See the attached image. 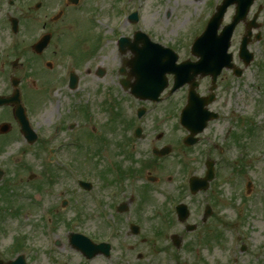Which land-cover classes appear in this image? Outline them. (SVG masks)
<instances>
[{"label": "flooded vegetation", "instance_id": "af4514ba", "mask_svg": "<svg viewBox=\"0 0 264 264\" xmlns=\"http://www.w3.org/2000/svg\"><path fill=\"white\" fill-rule=\"evenodd\" d=\"M73 0H0V217L11 214L12 207L17 204L19 212H37L40 207L44 210H52L58 213L60 210H70L76 208L73 212L83 207L87 198L78 195L75 192L60 191L56 193L53 189L61 182V175H40L35 177L29 176L26 180L22 178V173L27 172L25 167L28 165H49L53 166L55 155L59 158L75 163L77 159L82 160L85 156L83 148L87 146L89 140L98 141L102 154L100 156L107 163L106 176L100 180L101 190L97 192L99 196L104 198H91L90 203L98 202L104 204L106 208L119 209L122 203L127 201L125 195V174L122 169L126 163H130L132 158L147 157L153 155L154 149H160L169 145L168 122L163 118L159 122L131 120L127 124H118L114 121L107 126L97 128L93 125L96 121L95 114L104 105L114 111L117 106V100L114 93L117 87L123 94L121 88V76L118 70L116 74L107 71V68L99 63H93L98 58V51L107 44L96 41L94 34L90 30L80 28L81 33L74 35L65 29H59L57 26L64 24L66 18H69V5ZM78 2L82 0H77ZM203 0H187V3L199 5ZM234 4L224 10L223 22L217 35L221 34L223 29L229 25L235 14H239V8L244 5L243 0H234ZM238 1H240L238 3ZM222 0H208L205 2L202 11L204 20L207 22L216 8L222 4ZM245 3L247 2L244 1ZM53 4L54 10L47 9V4ZM47 10L50 12L47 13ZM245 18L238 22L232 33L229 52L232 57V66L234 69L242 67V58L239 57L241 44L245 42L247 50L254 56L257 61V75L259 86L258 89H264V61L257 60V54L264 55V0H253L247 9ZM68 22L70 21L67 19ZM75 24V22H73ZM71 39L72 44L66 42ZM38 42L42 43V47H36ZM40 52L37 54V52ZM238 68V69H239ZM228 73L235 82L234 71L226 69L222 75ZM119 77L117 78V76ZM107 76L110 83L113 82L114 89L108 87L100 91V82ZM83 77H92V86L88 95H94L103 102L97 104L93 97L86 95L78 96L79 86ZM207 80V86L210 80ZM90 81V80H89ZM222 80L219 79L218 85ZM75 84L76 88L70 87ZM217 85V86H218ZM264 93V92H263ZM201 94V93H200ZM210 94L208 89L204 90L201 96ZM66 99H65V98ZM21 101L23 110L25 111L28 122L34 132L38 134L44 131V127L48 130L52 127L56 135L66 133L69 138L66 141L57 143L56 149H53L50 155L51 145L43 139L37 140L34 145H29L21 132L20 123L14 116V100ZM67 98H70L67 100ZM217 92L215 95V103L209 110L215 114L214 120L208 122L205 130L199 135V142L202 144L206 139L214 134L215 130H219L225 135V139L232 138L231 128H226L224 122L232 120L225 119L223 113L219 112L216 107ZM77 99V100H76ZM78 101V102H77ZM48 108L58 110L63 113L59 114L56 121H51L52 116L47 119L45 113ZM109 110V111H110ZM262 112L258 118L260 123H264V100L262 102ZM42 114V115H41ZM113 118L114 112H112ZM90 125V127H88ZM140 128L139 136L136 137L137 128ZM213 127H216L214 130ZM82 128V129H81ZM175 131L186 133L181 127L173 126ZM262 141L264 143V125L261 128ZM207 134V136H205ZM151 137V139H149ZM39 139V138H38ZM234 140V139H233ZM12 156L16 157L13 158ZM95 157H99L95 155ZM10 167H16L17 184L10 185L6 181L8 173V164ZM206 163H203L205 168ZM18 164L21 168L18 167ZM76 169L72 176L75 177ZM133 180H138L135 177ZM129 174V175H133ZM80 180L76 182L70 181V186L75 187ZM68 187V186H65ZM80 191V190H79ZM41 193L49 198L57 199L60 206L48 205L42 200ZM89 194V193H88ZM66 195L67 198H63ZM33 196V198H32ZM61 198V199H59ZM133 199V198H131ZM130 199V200H131ZM63 201L65 207L63 209ZM26 207L21 210L22 205ZM195 208L200 207L199 204H193ZM214 219L212 214L208 219L202 215L191 217L190 224L194 226L193 236L205 234L209 229L211 220ZM82 224L81 222H78ZM216 223V220H214ZM2 231L0 227V232ZM201 232V233H199ZM199 233V234H198ZM132 250V248H130Z\"/></svg>", "mask_w": 264, "mask_h": 264}, {"label": "rangeland", "instance_id": "374dc122", "mask_svg": "<svg viewBox=\"0 0 264 264\" xmlns=\"http://www.w3.org/2000/svg\"><path fill=\"white\" fill-rule=\"evenodd\" d=\"M205 2H208V0H203L199 5L187 3V0H88L85 5L87 6V10L90 8L91 11H95L93 17L90 15L87 17V11L84 13L83 8L77 9L79 16L73 14V17H79V19H82L81 17L86 19L87 17L88 21H92L95 26V30L92 32L97 35H99L97 33L99 32L100 37H106V39L110 42V44L106 43L107 46L98 51V58L93 63H99L101 66L103 64V66L107 68L108 72L116 74V70L120 67L121 63H123L122 61L133 58L131 52H126L124 55L119 54L116 45L117 37L124 36L133 41V34L138 29H140L142 33L149 35L153 42L159 43L164 47L174 49L180 60H191V56L188 54L187 48V45L190 42L187 40L190 41L192 37L201 33L203 29V26L198 23L202 18H204L202 8ZM52 6L53 4L51 3L46 5L47 9L54 10V7ZM134 9H136L139 16H141L140 22L136 26L126 24L125 17H122L125 14L131 13ZM49 12L50 11L47 10V13ZM63 25L64 24H61L57 26V28L62 30L66 28L75 36L81 32L80 30L74 28L73 24V27H69L70 25L66 22L65 26L61 27ZM189 34L190 36L188 37ZM66 42L72 44L71 39L69 38ZM257 60L264 61V55L258 53ZM255 76L256 63L249 66L244 73V77L241 80L236 79L237 82H235V84H231L232 80L227 74L221 77L220 80L222 81L220 82L218 88L219 99L215 108H218L224 114L225 118L230 116L229 112H232L235 117L241 115L243 119L249 115L253 116L261 114V99L264 98V95H260L261 91L256 89L257 81L254 78ZM118 77L119 76H117V78ZM92 79V77H83L81 80V89L77 92V94H79V97L83 94L88 97H93L97 104H99L104 97L99 99L94 95L87 94L90 92V87H93L92 83L94 82H92ZM228 83H230V85H227ZM207 84L208 83L206 81L203 83V89L207 86ZM100 86H102L100 89L102 92L104 86L112 87L114 89L115 85H113V82L110 83V78L107 76L100 82ZM181 94L182 91L180 94L175 96L177 101H175L176 106L181 101ZM126 98L118 96V101L123 109V114L127 118L129 108L124 105ZM68 99L70 98H67V100ZM132 104L133 103L129 106ZM166 106L167 104H162L159 108L153 109L148 116V120H155L163 117L164 108ZM133 108H136V106H133ZM57 111L58 110L48 108V111L44 116H46L48 120L49 116H52L51 121H56L59 114L63 113L61 109L59 114ZM104 111L105 110H98L94 116L96 121L93 125L97 128H100L106 123ZM167 115L169 116L168 113ZM232 121L235 126L239 125L237 124L238 120L235 118ZM241 125L242 126H240L238 130H242L243 132L244 137L242 143L249 152L248 156H245L241 149L234 148L230 145L229 147L227 143H223V136L219 133V131H217L214 132V138L211 135L210 138L206 139L202 148L198 146L192 153H187L188 155H183L179 149L175 148L171 157L164 160L162 163L163 168L160 171L151 169L152 174L158 177L159 182L156 183V187L152 185V191L149 192L150 199H148V201H142V203L145 204H143L144 210H142L140 214V217L142 218L135 216L136 210H132L131 206H135L137 208L138 204L141 203L142 195L141 197L138 196L140 198L139 200L134 194L141 186L151 185L147 183L146 180V177L149 175L144 171L142 172V177L134 183L139 185L135 191L131 183H125L127 198L129 199L131 196L134 197V203L129 206V211L131 209V211L134 212L128 214L127 217L125 215H120V230L122 233L118 234V236L113 239L114 253L109 260L99 258L94 261L86 262L79 254H75L68 248L67 235L68 232L72 230L75 232L77 231L73 226L72 220L77 217L78 211L73 212L68 209L64 212L60 211L58 217H62L63 221L58 224L56 223L57 225L51 233L48 231L47 227L43 230V224H45L44 220L46 219V216H42V218L38 211L34 213L31 210H28L29 212L24 211L23 208L26 207V205L23 203L20 204L22 205L21 210L23 211L19 218L8 216L0 222V227L2 229L0 232V248L3 253V256L1 257L4 261H10V259L15 258L13 256L14 253H11L10 251L11 245L13 244L15 238L23 236L26 238L24 242L27 247L26 250L21 253H23L26 257L28 264H60L63 261H68L69 264H181V262L189 263L196 261V252H194V248L198 249L199 247H201V251L204 255L203 264H226V254L230 238L233 234H240L245 231L248 234V239H246V241L249 243V246L253 247L249 250L247 249L244 255H241V264H264V252L261 254L258 252L257 248V245H261L264 248V206L261 201V198L264 197V193H253L250 200H244L243 192L240 190L241 187L239 186L238 189L234 188L236 180L242 181L245 178H249V176L253 178L258 185L263 186L264 146L262 150H260V145H262V143L255 132V127L250 126V140L248 134H246V131L248 130L247 125L243 122ZM88 127H90V125H88ZM168 127L170 130L171 125L169 124ZM41 133L43 139L51 137L52 139L50 141L54 143H60L62 140L66 141L69 138V134L66 133H62L60 136H55L56 134L54 132V128L52 127L49 130L44 127V131ZM258 134L259 136L262 135L260 132H258ZM169 135L171 141L179 139L177 138L178 136L171 133V130ZM249 143H251V146H249L251 147L250 149L246 146V144ZM208 148L211 149L209 153ZM198 149H202L204 158L210 156L211 160L214 159L218 161L219 183L215 185V188H213L215 192H220L218 202L220 203L219 208L221 209L217 214L222 217L226 216L230 221L233 218L241 216L243 221L240 224H242V226L232 229V231L222 228L221 230H218L219 234L224 237L221 245L216 242H212L211 237L209 245L203 244V247L199 245L200 243L198 241H196L195 245L190 248V250H187V248L192 242L191 236L189 234L186 235L183 232V227L177 226L171 233H178L181 235L183 244L180 250H176L172 247L170 239L167 235L161 238V240L153 238L154 232L152 230L154 227H158L161 219L152 217V215L156 213V208L164 209V204L168 201L167 197L173 198L175 196H179L181 190L186 187L185 181L187 176L182 173L179 165V163L183 161L181 158L189 162L188 171H190L191 174H197L199 176L203 175V159L199 157L197 153ZM12 157L16 158L14 156ZM233 160L236 161V165H238L240 169L243 168L247 171L244 176L239 178V176H236L233 169L229 168L228 165ZM11 163L12 162H10L7 166L8 173L5 179L7 182L11 181L10 185H14L17 184V168L10 167ZM89 165H81L80 168L82 171L86 172L87 168H90ZM18 167L21 168L19 164ZM32 167L33 169L22 173V178L24 180H26L29 175H34L35 177L39 176L38 167L36 165H32ZM168 177H171L170 181H167ZM95 178L97 180L96 184H99L98 177L95 176ZM65 184L69 185L70 182L67 181ZM53 189L56 190L57 186ZM97 190L96 186V191ZM214 190H211L214 194L213 196H211L209 192L197 196V200L199 201L198 203L204 204V207L206 205H211L213 198H217L218 196ZM75 191H77L76 187ZM94 193L95 191L93 194ZM78 194L87 198L86 204L81 208L82 211H85V213H82L83 219L85 220L83 228L89 230V232L100 231L105 234L106 230L100 229L102 221L97 213L98 208L92 207L90 203L89 197L93 194L89 196L83 195L80 192ZM40 196L43 197L42 200H45L48 205L57 204V206H60L55 197L51 199L48 196H44V193H41ZM196 212L197 210L193 211L192 214L195 215ZM149 220L154 221L151 222ZM131 221H135L140 224L139 226L142 229V232L139 237L128 235V225L132 223ZM182 234L184 235L183 237ZM213 234L214 231H211L210 235L212 236ZM54 241H58L62 245L60 249L52 247V243ZM57 247H59V245ZM130 248H132V250H130ZM139 254L144 255V257L146 256L147 258L144 259V261L143 259L138 260L137 257Z\"/></svg>", "mask_w": 264, "mask_h": 264}, {"label": "water", "instance_id": "95a60500", "mask_svg": "<svg viewBox=\"0 0 264 264\" xmlns=\"http://www.w3.org/2000/svg\"><path fill=\"white\" fill-rule=\"evenodd\" d=\"M213 24H214V22H213ZM217 26L218 25L214 24V27H212V25H211L208 28L209 34H211L213 31H215ZM206 33H207V31H206ZM207 37H208L207 41H210V40L213 41V37L211 39L210 36L205 34L204 37H202L201 40L197 43V44H200L199 47H202L203 40L205 38H207ZM224 40L227 43L228 36L224 37L223 39L215 40L216 41V43H215L216 48L215 49L212 48L209 54H207L206 52L202 53V57H201L202 61H200L199 64L204 63L205 68L207 70L204 67H202V65H200L199 68H196L197 71L194 74H196L197 72L199 73V72H205V71H206V73L212 72L214 74H217V71L219 69L216 70V69L212 68L210 65H208L209 64L208 62H209V59L210 60L214 59L217 62L219 61L220 53H219L217 45L218 44H222L224 42ZM145 46H147L146 48L152 47L151 43H149L148 41H146ZM142 53L143 52H139V51L137 52L138 55L136 56V58L134 60L135 62H134V65H133V73H134L135 76H138V78H139L138 81H139V83L141 85H142V83H144L143 86L146 89L148 88V85H150L151 82L153 81L154 85H157L156 89H154V91L156 92V91H158L159 85L161 83H163V81H162L163 80V76L167 72L165 69H167V67L169 66L170 63L164 62L165 59L163 57L162 58L157 57V59H155L154 57H148L147 54L146 55L145 54L142 55ZM147 63H153L154 66H148ZM185 72H186V70H182L181 69L180 76L184 77V73ZM141 73H144L142 78H140V74ZM186 77H187V79H191L192 78V76H190V71H188ZM141 80H142V83H141ZM191 114H192V112H188L189 116ZM199 186H201V184L197 182L196 185H195V188L197 189ZM181 212H183V211H181Z\"/></svg>", "mask_w": 264, "mask_h": 264}, {"label": "bare ground", "instance_id": "6f19581e", "mask_svg": "<svg viewBox=\"0 0 264 264\" xmlns=\"http://www.w3.org/2000/svg\"><path fill=\"white\" fill-rule=\"evenodd\" d=\"M0 264H2V263H0ZM6 264H8V263H6Z\"/></svg>", "mask_w": 264, "mask_h": 264}]
</instances>
